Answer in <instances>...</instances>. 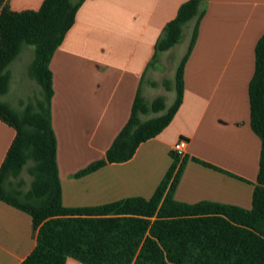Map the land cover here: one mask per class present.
Listing matches in <instances>:
<instances>
[{"label": "crops", "instance_id": "1", "mask_svg": "<svg viewBox=\"0 0 264 264\" xmlns=\"http://www.w3.org/2000/svg\"><path fill=\"white\" fill-rule=\"evenodd\" d=\"M43 1L7 0V5L14 12L36 11ZM186 1L84 0L79 6L49 62L64 207L149 199L173 162L172 146L185 140L186 163L174 199L250 209L260 141L250 128L247 93L255 45L264 33V0H205L183 69L182 102L169 125L141 143L130 160L78 175L104 158L129 119L137 91L146 101L155 97L151 90L160 72L151 62L155 43ZM14 136L0 121V165ZM35 236L30 215L0 200V264H20L33 251ZM65 264L81 263L68 258Z\"/></svg>", "mask_w": 264, "mask_h": 264}, {"label": "trees", "instance_id": "2", "mask_svg": "<svg viewBox=\"0 0 264 264\" xmlns=\"http://www.w3.org/2000/svg\"><path fill=\"white\" fill-rule=\"evenodd\" d=\"M83 1L44 0L36 11L14 12L7 0H0V97L9 90L7 68L24 45L34 48L27 74L40 88L39 96L22 103L20 112L0 100V121L15 131L0 165V200L29 214L36 232V245L20 264H65L68 258L81 264H264V33L255 45L247 93L250 128L260 141L250 209L210 201H176L173 193L186 157L174 152L172 164L149 199L129 197L88 208L62 205L51 126L49 62ZM204 5L205 0L182 3L155 43L151 62L157 53L178 44L191 22L189 44L175 68L174 82H163L166 90L175 91L172 104L166 107L163 96L148 102L137 91L129 119L104 158L78 175L130 160L141 143L169 125L182 102L183 69ZM150 113L156 115L140 119ZM23 169L31 177L24 191Z\"/></svg>", "mask_w": 264, "mask_h": 264}, {"label": "rangeland", "instance_id": "3", "mask_svg": "<svg viewBox=\"0 0 264 264\" xmlns=\"http://www.w3.org/2000/svg\"><path fill=\"white\" fill-rule=\"evenodd\" d=\"M190 25L191 22L187 24L186 27H184L183 36L179 44L173 46V48H171L168 53H164L163 56L158 58L156 56L155 60L153 61L156 63V66H160V72L159 85L151 90V93L155 96L152 98L154 99L157 96L163 95V97H165L166 107H169L174 101L175 91L173 89L167 91L163 86V82L168 80H170L172 84L174 82L175 68L182 58V55L186 50L187 41L189 40L191 31ZM33 52L34 48L32 46L24 45L19 55L10 63L7 68L11 74L9 90L5 95L0 97V100L7 103L17 112L22 110V103L25 104L28 101H33L35 97L39 96L40 88L38 84L29 78L27 74L28 66L33 59ZM158 54L159 53H157V55ZM152 100H148V102ZM155 115L156 114L153 113L142 115V119L145 120ZM20 176L24 181L22 189L23 191L27 190L31 181V177L27 174L26 169H23Z\"/></svg>", "mask_w": 264, "mask_h": 264}, {"label": "built area", "instance_id": "4", "mask_svg": "<svg viewBox=\"0 0 264 264\" xmlns=\"http://www.w3.org/2000/svg\"><path fill=\"white\" fill-rule=\"evenodd\" d=\"M187 149V142L185 140H179L172 146V152L178 155L180 158L185 156V151Z\"/></svg>", "mask_w": 264, "mask_h": 264}]
</instances>
